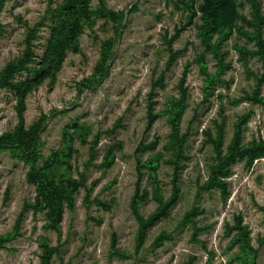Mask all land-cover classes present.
Wrapping results in <instances>:
<instances>
[{
  "label": "rangeland",
  "instance_id": "obj_1",
  "mask_svg": "<svg viewBox=\"0 0 264 264\" xmlns=\"http://www.w3.org/2000/svg\"><path fill=\"white\" fill-rule=\"evenodd\" d=\"M66 1L6 0L0 75L28 45L30 66L41 67L50 43L68 27ZM235 1L241 18L214 38L212 53L198 35L201 14L193 16L203 0H88L81 32L53 76L21 103L12 89H0V138L37 125V171L63 188L67 180L85 183L52 229L47 210L36 205L24 156L0 151V264H264V157L252 167L233 166L227 199L204 189L215 164L208 133L216 138L224 124L226 148L242 124L244 147L264 144V56L257 44L259 34L264 38V0ZM107 67L109 77L96 89L81 87L96 86ZM32 75L20 72L15 82ZM161 76L164 88L150 97ZM151 103L157 119L148 128ZM176 126L186 136L182 151ZM176 166L180 198L139 245L130 206L138 175L148 193L139 210L147 217L171 197ZM45 246L55 250L49 258Z\"/></svg>",
  "mask_w": 264,
  "mask_h": 264
},
{
  "label": "trees",
  "instance_id": "obj_2",
  "mask_svg": "<svg viewBox=\"0 0 264 264\" xmlns=\"http://www.w3.org/2000/svg\"><path fill=\"white\" fill-rule=\"evenodd\" d=\"M6 0H0V13L5 5ZM63 12L69 19L68 27L61 30L50 43L47 48V52L42 60L41 67L35 69L30 66L32 63L33 53L31 47L28 45V51L25 56L16 62L8 64L0 75V89L10 88L12 89L20 100L23 102L28 93L42 85L44 81L53 76V69L61 66L65 53L73 42L77 39L81 32V20L83 17L88 16V0H67L63 5ZM259 6L254 5V11L257 18H262L259 11ZM198 13L201 14L202 23L198 25V35L201 38L202 45L206 51L217 53L218 46L214 43V38L217 35L224 34L227 31H231L235 24L240 20L241 15L238 10V6L235 0H203L198 7L197 11H193V16L196 17ZM1 31V22H0ZM181 30H177L175 35L169 41L170 58L168 66H171L175 61L176 53L171 47V44L180 37ZM257 44L260 48V52L264 56V38L262 34H259L257 38ZM24 72L26 74H34L32 77L15 82V77L18 73ZM100 79L96 86H92L86 82L81 83V87L86 89H96L109 77V68H100ZM185 78L182 80L184 82ZM164 77L161 76L153 85V91L150 97H153L156 93L154 90L164 88ZM81 90V89H80ZM257 96V95H256ZM256 101L260 102L257 97ZM153 104L149 105L148 113V125L150 128L154 125L157 115L153 113ZM181 116V114H179ZM121 127L118 123L114 126ZM176 139L178 141V150L182 151L186 144V136L179 134V129L176 126ZM40 134L41 129L38 126H34L29 130H25L20 126L16 130L15 138L2 137L0 138V151L18 149L24 156L26 163L30 169L27 173L28 182L37 186L38 203H42L44 210H47V217L49 219V226L52 229H57L62 222L64 213V203L68 202L70 207H73V194L81 187L84 186V181L81 180H67L66 186L63 188L58 185L50 176L46 173L37 171V164L41 158L40 151ZM209 140L215 154V164L210 168L209 178L204 186L207 191L219 190L222 196L227 199L229 193V183L227 179L231 177L233 166L238 162L246 161L248 167H252L255 160L264 157V144H253L251 146L244 147V131L243 125L238 124L235 127L234 135L229 146L225 148L224 138V124L218 126L217 137H213L208 133ZM94 154V151H93ZM94 155H91L90 162L93 160ZM142 173L138 175V182L136 184L135 194L131 201L132 214L138 223L137 230V242L142 245L149 231L162 219L166 218L175 204L180 198L179 187V175L177 166L175 168L174 178L172 181V194L171 197L164 203H161L159 207L149 216L144 217L140 214V205L146 200L148 193L141 188ZM41 198L43 201L41 202ZM194 232L197 233V226L195 218L190 219ZM116 236L113 235V243L115 244ZM46 255L48 258L54 253V249H49L45 246Z\"/></svg>",
  "mask_w": 264,
  "mask_h": 264
}]
</instances>
